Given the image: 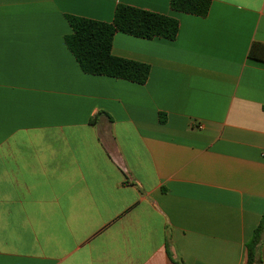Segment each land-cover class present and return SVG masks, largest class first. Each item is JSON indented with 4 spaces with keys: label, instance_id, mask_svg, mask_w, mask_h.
<instances>
[{
    "label": "crops",
    "instance_id": "0c3cea01",
    "mask_svg": "<svg viewBox=\"0 0 264 264\" xmlns=\"http://www.w3.org/2000/svg\"><path fill=\"white\" fill-rule=\"evenodd\" d=\"M209 1L200 18L170 0H0V264L246 263L264 0ZM120 4L179 24L173 41L114 35L112 55L149 65L143 85L82 73L64 43L65 16L109 23Z\"/></svg>",
    "mask_w": 264,
    "mask_h": 264
},
{
    "label": "trees",
    "instance_id": "16d2710c",
    "mask_svg": "<svg viewBox=\"0 0 264 264\" xmlns=\"http://www.w3.org/2000/svg\"><path fill=\"white\" fill-rule=\"evenodd\" d=\"M169 7L178 13L204 18L209 12L210 1L170 0ZM65 19L71 33L64 36V43L82 73L123 80L137 85L146 83L150 67L147 64L112 55L114 35L122 33L142 40L173 41L179 29L178 21L171 17L121 4L114 9L112 21L109 23L75 16H65ZM248 57L264 62V45L252 44ZM95 117L96 115L91 118V124L95 123ZM163 122L164 120L160 117L159 123ZM262 237H264V215L246 245L245 264L259 262Z\"/></svg>",
    "mask_w": 264,
    "mask_h": 264
}]
</instances>
